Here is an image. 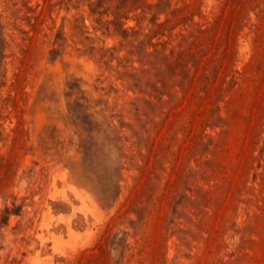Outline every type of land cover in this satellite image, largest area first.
<instances>
[{
	"label": "rangeland",
	"instance_id": "374dc122",
	"mask_svg": "<svg viewBox=\"0 0 264 264\" xmlns=\"http://www.w3.org/2000/svg\"><path fill=\"white\" fill-rule=\"evenodd\" d=\"M0 264H264V0H0Z\"/></svg>",
	"mask_w": 264,
	"mask_h": 264
}]
</instances>
